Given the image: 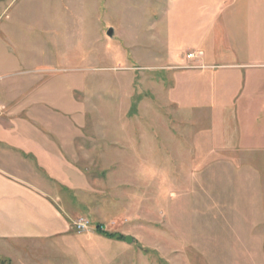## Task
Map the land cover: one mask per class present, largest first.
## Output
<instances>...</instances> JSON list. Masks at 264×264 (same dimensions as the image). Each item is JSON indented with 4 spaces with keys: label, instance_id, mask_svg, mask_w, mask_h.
Listing matches in <instances>:
<instances>
[{
    "label": "rangeland",
    "instance_id": "1",
    "mask_svg": "<svg viewBox=\"0 0 264 264\" xmlns=\"http://www.w3.org/2000/svg\"><path fill=\"white\" fill-rule=\"evenodd\" d=\"M189 3L192 9L194 1ZM2 5L12 17L3 25L15 27L21 57L17 72L2 74L6 83L31 80L26 91L55 95L58 137L68 135L60 128L63 113L82 124L74 130L80 135L72 163L89 188L57 195L72 215V230L96 234L101 226L123 237L96 235L100 250L90 247L87 264H264V155L196 160L194 130L178 128L191 124L192 115L166 105L176 67L162 71L167 21L158 20L168 0H0ZM215 165L229 175L204 176ZM82 220L85 229L79 228Z\"/></svg>",
    "mask_w": 264,
    "mask_h": 264
},
{
    "label": "crops",
    "instance_id": "2",
    "mask_svg": "<svg viewBox=\"0 0 264 264\" xmlns=\"http://www.w3.org/2000/svg\"><path fill=\"white\" fill-rule=\"evenodd\" d=\"M174 1L168 0L158 20L167 21L160 40L167 57L162 71L176 67L166 105L192 115L191 124L178 128L194 130L196 160L264 155V0H191L192 9L190 0H177L172 8ZM9 13L7 5L0 7V264H87L90 247L100 250L95 241L101 234L75 233L71 213L57 199L89 188L72 163L80 135L74 130L82 124L62 112L68 120L61 117L60 128L68 135L58 137L55 95L26 91L31 80L6 83L2 74L21 66L16 29L3 25L12 18ZM130 47L136 49V43ZM191 52L197 58L189 59ZM159 62L155 58L154 64ZM211 174L229 171L215 165L204 171Z\"/></svg>",
    "mask_w": 264,
    "mask_h": 264
},
{
    "label": "trees",
    "instance_id": "3",
    "mask_svg": "<svg viewBox=\"0 0 264 264\" xmlns=\"http://www.w3.org/2000/svg\"><path fill=\"white\" fill-rule=\"evenodd\" d=\"M97 233L101 234L102 236H104L107 239H111V240L112 239H121V240H123V237L118 236L117 234H111V233L104 232L102 230V227L101 226H99L97 228Z\"/></svg>",
    "mask_w": 264,
    "mask_h": 264
},
{
    "label": "built area",
    "instance_id": "4",
    "mask_svg": "<svg viewBox=\"0 0 264 264\" xmlns=\"http://www.w3.org/2000/svg\"><path fill=\"white\" fill-rule=\"evenodd\" d=\"M196 56H197V54H195L194 52H191L188 54L189 59H195V58H197ZM79 228H82V229L87 228V222L85 220H82L79 224Z\"/></svg>",
    "mask_w": 264,
    "mask_h": 264
},
{
    "label": "water",
    "instance_id": "5",
    "mask_svg": "<svg viewBox=\"0 0 264 264\" xmlns=\"http://www.w3.org/2000/svg\"><path fill=\"white\" fill-rule=\"evenodd\" d=\"M108 36L112 37L113 36V30H110L108 33ZM125 242L127 244H132L134 242V239L131 237H125Z\"/></svg>",
    "mask_w": 264,
    "mask_h": 264
}]
</instances>
